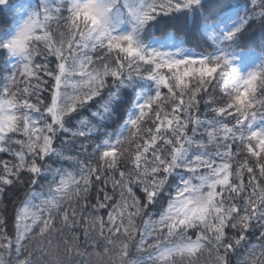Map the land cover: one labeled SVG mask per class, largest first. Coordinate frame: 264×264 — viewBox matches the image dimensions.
Instances as JSON below:
<instances>
[{"label": "snow or ice", "instance_id": "obj_1", "mask_svg": "<svg viewBox=\"0 0 264 264\" xmlns=\"http://www.w3.org/2000/svg\"><path fill=\"white\" fill-rule=\"evenodd\" d=\"M0 264H264V0H0Z\"/></svg>", "mask_w": 264, "mask_h": 264}, {"label": "trees", "instance_id": "obj_2", "mask_svg": "<svg viewBox=\"0 0 264 264\" xmlns=\"http://www.w3.org/2000/svg\"><path fill=\"white\" fill-rule=\"evenodd\" d=\"M0 158H7V157L4 156L3 154H0Z\"/></svg>", "mask_w": 264, "mask_h": 264}]
</instances>
